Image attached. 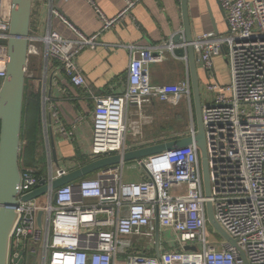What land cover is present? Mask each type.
Listing matches in <instances>:
<instances>
[{
  "label": "built area",
  "instance_id": "obj_1",
  "mask_svg": "<svg viewBox=\"0 0 264 264\" xmlns=\"http://www.w3.org/2000/svg\"><path fill=\"white\" fill-rule=\"evenodd\" d=\"M47 1L52 16L70 27L73 37L51 27L43 35L31 29L29 36L26 80L42 84L39 123L45 154L36 165H20L9 264L19 260L22 264H264V0H218L228 30L193 36L209 95L202 108L209 197L195 143L132 161L128 166L141 170L137 181L124 179L122 162L53 188L56 179L90 161L159 143L146 132L154 121L149 108L155 102L186 100L190 107L194 102L189 73L178 82L154 83L149 66L163 61V55L152 47L130 46L127 87L122 93L97 95L78 65L80 53L95 49L100 35L131 16L140 0H124L125 9L115 17L88 0L102 26L93 35L62 14L61 0ZM11 8L12 0H0L1 85L9 59ZM173 37L165 48L174 53L178 45L186 47L173 42ZM218 57H225L229 66L230 81L224 84L214 72ZM183 58L189 61L187 55ZM56 68L91 99L88 114L78 110L71 121L63 116L52 97L54 78L48 75ZM60 92L76 101L69 87H61ZM87 120L92 123L89 151L77 145L76 133ZM197 131L192 117L187 131L170 139L195 136ZM53 139L57 152V141H68L75 154L63 159L58 152L55 160ZM42 186L48 188L41 194L46 196L44 205L37 203L41 195L24 199ZM209 201L215 218L237 240L245 258L211 225Z\"/></svg>",
  "mask_w": 264,
  "mask_h": 264
},
{
  "label": "crops",
  "instance_id": "obj_2",
  "mask_svg": "<svg viewBox=\"0 0 264 264\" xmlns=\"http://www.w3.org/2000/svg\"><path fill=\"white\" fill-rule=\"evenodd\" d=\"M95 2L108 17H115L125 9L124 0H95ZM188 6L193 35L205 32L223 34L228 30L226 14L218 0H189ZM133 7L131 16L125 17L114 28L106 30L100 35L99 44L95 49L87 48L77 58L78 65L82 68L86 80H88L97 95L117 94L126 90V78L130 64V46L134 44L152 47V50L157 54L162 53L163 61L152 62L149 66L154 83L170 84L178 82L190 73L189 61L187 62L183 57L177 56L165 48V44L172 36L183 32L181 0H140ZM58 8L74 26L87 35L97 33L102 27L98 14L88 0H61ZM131 17H134V19ZM50 27L66 37H73L70 27L59 18L52 16L47 0H33L30 28L35 33L43 35ZM216 62H219V60L217 59ZM214 72L217 73L216 66ZM40 74V76L43 75L42 70ZM48 75L50 78L51 76L54 78V83L51 86L52 97L61 106L63 116L68 121L75 117L78 110H83L86 114L91 111L93 107L91 99L85 98L82 90H78L70 84L64 71L56 68L51 72L49 71ZM199 76L201 82L206 78L204 69L200 65ZM26 81L29 84L28 91L31 93L37 80L27 79ZM30 81L34 83L30 84ZM63 86L69 87L74 95V100L78 102L61 94L60 88ZM159 103L155 102L149 108V114L154 117L153 124L147 127L149 130H154L155 124L157 127L156 121L159 117H161L162 122L166 119L162 117L165 113L160 111L159 107L155 108L156 104L159 105ZM167 104L170 106L176 105L174 103ZM37 117L40 125L39 111ZM91 130V120H87L76 131L78 136L77 145L82 150L89 151ZM163 133L166 134L161 139L163 141L171 140L170 138L177 135L176 132L170 133L167 130ZM57 149L63 159L70 158L75 154L72 144L68 141H57Z\"/></svg>",
  "mask_w": 264,
  "mask_h": 264
},
{
  "label": "water",
  "instance_id": "obj_3",
  "mask_svg": "<svg viewBox=\"0 0 264 264\" xmlns=\"http://www.w3.org/2000/svg\"><path fill=\"white\" fill-rule=\"evenodd\" d=\"M32 3L33 0H12L10 37L7 43L9 54L7 74L0 87V264H9L10 238L18 216L16 211V204L18 201L17 187L21 180V130L24 118V97L27 85L26 70L28 65V40L31 33ZM188 4L189 0H181L184 29L181 34H177L173 37V42L176 44L186 43V47L179 46L176 48L174 54L180 57L187 55L189 59V75L192 80V95L196 113V128L198 130L196 135L154 143L153 145L136 148L123 154L118 153L103 156L56 179L52 183L53 188L77 181L83 178V176L90 175L104 167L117 165L122 162H132L139 158L152 156L165 151H172V149L186 147L195 143L201 151V166L203 167L205 194L207 197L211 195L206 131L204 130L203 124L201 77L199 76V65L195 56L194 45L192 44L194 35L192 23H190ZM52 146L54 159L57 160L58 152L54 139L52 141ZM47 190V186L39 187L26 195L24 199L30 200V198L37 197ZM207 217L217 232L234 245L245 258V254L239 247L237 240L231 237L215 218L214 206L210 201L207 203ZM186 249L192 250L195 248L187 247ZM22 263L23 261L19 260V264Z\"/></svg>",
  "mask_w": 264,
  "mask_h": 264
},
{
  "label": "rangeland",
  "instance_id": "obj_4",
  "mask_svg": "<svg viewBox=\"0 0 264 264\" xmlns=\"http://www.w3.org/2000/svg\"><path fill=\"white\" fill-rule=\"evenodd\" d=\"M217 59L219 60V62H216L218 65L217 64L215 65L216 71H217V76H219V79L223 84L227 83L230 81L231 76H230L229 66H228V63L226 61V58L225 57H218ZM204 79L206 80V78H204ZM205 80L201 82V95H202L203 103H206V101L209 98V95L205 91L206 82H207V80L206 81ZM32 83H34V82L30 81V84H32ZM33 92L34 91H32L31 93H33ZM39 97H40V91H39ZM156 105H157L155 107L156 109L159 107L158 109L166 114V115L164 114V116H162L163 118L165 117L166 119L164 120V122H162L160 120L161 117H159L156 121L157 127L155 124L154 130H149V128H147L146 132L152 138H157V139L161 140L166 135V134L164 135V133H163V131H165V130L169 131L170 133L176 132V134L185 133L189 127V124H190L192 117H194V119L196 121V113L194 110V105H192V107H190V104L186 100H182L178 104L171 105V106L168 105L167 103H163V102H160L159 105L158 104H156ZM155 108H153V109H155ZM41 139L42 138H41V134H40V130H39V137L37 138V146H36L35 152L37 153V160L42 162V160H43L42 158H43V155L45 154V152L43 151V148H42ZM22 144L23 143L21 141V145ZM38 163H40V162H38ZM130 164H131V162H125L124 179L127 181H137V179H139L141 170L139 168H137V169L130 168L128 166ZM45 202H46V196L45 195H41L37 198V203L39 205H44Z\"/></svg>",
  "mask_w": 264,
  "mask_h": 264
},
{
  "label": "trees",
  "instance_id": "obj_5",
  "mask_svg": "<svg viewBox=\"0 0 264 264\" xmlns=\"http://www.w3.org/2000/svg\"><path fill=\"white\" fill-rule=\"evenodd\" d=\"M29 84L27 82L25 91V103L23 110V124L21 130V149H20V165H36L38 163L37 153V138L39 137L40 125L38 124V111L40 106L39 91L40 82L36 81L33 86V93H29ZM159 142L163 140L158 139ZM36 154V155H35ZM219 237V235L217 234Z\"/></svg>",
  "mask_w": 264,
  "mask_h": 264
}]
</instances>
